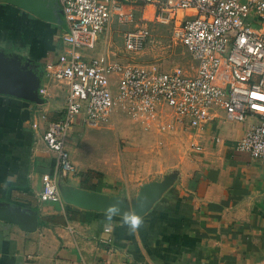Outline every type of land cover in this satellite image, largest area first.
I'll use <instances>...</instances> for the list:
<instances>
[{
    "label": "crops",
    "instance_id": "1",
    "mask_svg": "<svg viewBox=\"0 0 264 264\" xmlns=\"http://www.w3.org/2000/svg\"><path fill=\"white\" fill-rule=\"evenodd\" d=\"M114 26L92 53L125 63L130 27ZM66 30L57 0H0L2 67L37 86L31 100L0 95V264H264V161L236 149L253 117L219 112L200 132L145 130L121 108L96 126L76 118L66 139L76 173L59 168L42 136L68 87L45 65ZM44 175L60 201L40 200Z\"/></svg>",
    "mask_w": 264,
    "mask_h": 264
},
{
    "label": "built area",
    "instance_id": "2",
    "mask_svg": "<svg viewBox=\"0 0 264 264\" xmlns=\"http://www.w3.org/2000/svg\"><path fill=\"white\" fill-rule=\"evenodd\" d=\"M67 27L63 52L45 65V75L67 84L62 118L49 123L42 136L59 168L75 174L66 139L76 118L87 126L107 123L121 108L145 130L174 132L176 126L201 131L219 112L248 123L236 149L264 161V0H57ZM134 5L142 12L136 13ZM154 20L172 25L173 40L195 62L192 73L160 70L130 60L150 39L144 7ZM122 33L127 59L98 50L101 35L112 25ZM257 27V28H256ZM45 89H40L43 95ZM193 151L202 147L193 144ZM41 201H60L56 183L42 177ZM146 264V263H141Z\"/></svg>",
    "mask_w": 264,
    "mask_h": 264
},
{
    "label": "rangeland",
    "instance_id": "3",
    "mask_svg": "<svg viewBox=\"0 0 264 264\" xmlns=\"http://www.w3.org/2000/svg\"><path fill=\"white\" fill-rule=\"evenodd\" d=\"M147 16L148 19L152 20L148 21L151 34L149 42L145 49L140 54L133 56L130 61L137 64H154L163 71L181 68L188 73H192L195 63L191 60L186 48L173 40L172 25L156 22L153 14ZM114 27L115 30L122 31L124 26ZM120 34H116L115 44H120Z\"/></svg>",
    "mask_w": 264,
    "mask_h": 264
},
{
    "label": "water",
    "instance_id": "4",
    "mask_svg": "<svg viewBox=\"0 0 264 264\" xmlns=\"http://www.w3.org/2000/svg\"><path fill=\"white\" fill-rule=\"evenodd\" d=\"M0 58V95L31 100L37 90L34 80L2 67Z\"/></svg>",
    "mask_w": 264,
    "mask_h": 264
},
{
    "label": "snow or ice",
    "instance_id": "5",
    "mask_svg": "<svg viewBox=\"0 0 264 264\" xmlns=\"http://www.w3.org/2000/svg\"><path fill=\"white\" fill-rule=\"evenodd\" d=\"M133 223H135V221H133Z\"/></svg>",
    "mask_w": 264,
    "mask_h": 264
},
{
    "label": "bare ground",
    "instance_id": "6",
    "mask_svg": "<svg viewBox=\"0 0 264 264\" xmlns=\"http://www.w3.org/2000/svg\"><path fill=\"white\" fill-rule=\"evenodd\" d=\"M152 11V10H151Z\"/></svg>",
    "mask_w": 264,
    "mask_h": 264
}]
</instances>
